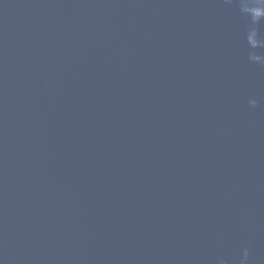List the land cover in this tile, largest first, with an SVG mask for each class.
<instances>
[{"label":"water","instance_id":"1","mask_svg":"<svg viewBox=\"0 0 264 264\" xmlns=\"http://www.w3.org/2000/svg\"><path fill=\"white\" fill-rule=\"evenodd\" d=\"M0 264H264V0H0Z\"/></svg>","mask_w":264,"mask_h":264}]
</instances>
